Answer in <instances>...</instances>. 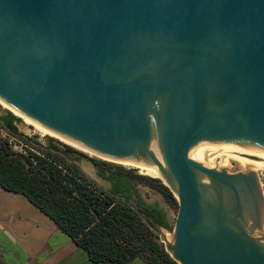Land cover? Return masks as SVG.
Returning <instances> with one entry per match:
<instances>
[{
  "label": "water",
  "instance_id": "obj_1",
  "mask_svg": "<svg viewBox=\"0 0 264 264\" xmlns=\"http://www.w3.org/2000/svg\"><path fill=\"white\" fill-rule=\"evenodd\" d=\"M0 100L173 196L176 263L264 264V0H0Z\"/></svg>",
  "mask_w": 264,
  "mask_h": 264
},
{
  "label": "trees",
  "instance_id": "obj_2",
  "mask_svg": "<svg viewBox=\"0 0 264 264\" xmlns=\"http://www.w3.org/2000/svg\"><path fill=\"white\" fill-rule=\"evenodd\" d=\"M14 119L11 113L0 117L10 130ZM62 157L53 151L43 155L17 151L0 138V187L23 195L93 262L125 264L138 257L146 264H178L158 241L153 226L129 202L133 192L141 212L172 230L165 212L139 197L132 176L145 184L149 182L132 172L109 171L101 175L111 181L110 190H105L77 167L64 164ZM163 193L176 204L173 196Z\"/></svg>",
  "mask_w": 264,
  "mask_h": 264
},
{
  "label": "crops",
  "instance_id": "obj_3",
  "mask_svg": "<svg viewBox=\"0 0 264 264\" xmlns=\"http://www.w3.org/2000/svg\"><path fill=\"white\" fill-rule=\"evenodd\" d=\"M7 193L0 196V264H117L91 261L23 195ZM125 264L146 263L136 257Z\"/></svg>",
  "mask_w": 264,
  "mask_h": 264
},
{
  "label": "rangeland",
  "instance_id": "obj_4",
  "mask_svg": "<svg viewBox=\"0 0 264 264\" xmlns=\"http://www.w3.org/2000/svg\"><path fill=\"white\" fill-rule=\"evenodd\" d=\"M1 101L2 100H0V117L8 113L13 114L15 116V119L11 122V124L17 129V131L7 129L5 126H3L0 120V138L5 139L7 143L10 145V147H12L14 150L24 151V152L26 150H31V151H34V152H37L43 155L47 152H52L47 146V142L51 139V141H53L54 143H57L70 150H74L78 153H82L78 151L77 149L73 148L72 146L68 145L67 143L59 141L58 139L50 137L49 135L41 134L39 131L33 129L32 127H30L31 131L29 133L23 132L20 129V126H21L20 124L22 122V119L17 114H15L12 110L3 106L1 104ZM62 158L64 159L63 160L64 164L68 166L77 167L87 178L92 179L96 183V185H98L99 187L105 190H110L111 183L100 177L99 172L94 168L91 162L81 157H78L77 161L67 160L64 157ZM92 159L94 160V163L97 165L98 169L104 170L106 172L116 171V170H120L122 173L130 172L129 170L125 168H122V167H119L113 164H109V163H106V162H103V161H100L94 158ZM132 179L136 182L139 197L145 203L156 204L159 208L163 209L167 213L169 224L172 227L174 217L176 214V210H177V203L174 204L171 201H169L165 197V194L163 193L161 189L155 186H151V184H147V183L145 184V182L133 176H132ZM3 194H8V193L7 191L0 188V196H2ZM115 200L119 201L120 198L116 196ZM4 204H6V202H4ZM8 208H11V207L8 205ZM164 231L165 233H167L170 239L172 230L164 228ZM4 243L7 244L5 241Z\"/></svg>",
  "mask_w": 264,
  "mask_h": 264
},
{
  "label": "bare ground",
  "instance_id": "obj_5",
  "mask_svg": "<svg viewBox=\"0 0 264 264\" xmlns=\"http://www.w3.org/2000/svg\"><path fill=\"white\" fill-rule=\"evenodd\" d=\"M1 104L7 108H9L10 110H12L15 114H17L21 119V128L24 132L29 133L31 131L30 127H32L33 129L39 131L41 134H45V135H49L50 137L56 138L58 140H60L59 138H57L55 135H53L52 133H50L49 131H47L45 128H43L42 126H40L39 124H37L35 121H33L32 119L28 118L27 116L17 112V110H14L13 108H11L8 104H6L5 102L1 101ZM12 112V113H13ZM62 141V140H60ZM64 142V141H62ZM65 143V142H64ZM167 235V233H166ZM167 237H169L167 235Z\"/></svg>",
  "mask_w": 264,
  "mask_h": 264
},
{
  "label": "flooded vegetation",
  "instance_id": "obj_6",
  "mask_svg": "<svg viewBox=\"0 0 264 264\" xmlns=\"http://www.w3.org/2000/svg\"><path fill=\"white\" fill-rule=\"evenodd\" d=\"M7 116V114L6 115H4L3 117H6ZM13 121V120H12ZM12 125V124H11ZM20 129L22 130V128L20 127ZM23 131V130H22ZM24 132V131H23ZM26 133V132H25ZM51 140V139H50ZM49 140V141H50ZM60 141V140H59ZM73 151V153H78V152H76V151H74V150H72ZM78 155V157H80V153H78L77 154ZM94 161V160H93ZM99 170V172H101L102 173V175H107L108 174V172H106V171H104V170H101V169H98ZM100 175V177L101 178H103L102 176H101V174H99ZM104 180H106V181H108V182H110L111 183V181L108 179V178H103ZM137 202H138V200H137ZM163 210V209H162ZM164 211V210H163ZM165 212V211H164ZM165 214H166V216H167V213L165 212ZM168 218V217H167Z\"/></svg>",
  "mask_w": 264,
  "mask_h": 264
},
{
  "label": "built area",
  "instance_id": "obj_7",
  "mask_svg": "<svg viewBox=\"0 0 264 264\" xmlns=\"http://www.w3.org/2000/svg\"><path fill=\"white\" fill-rule=\"evenodd\" d=\"M22 152H24V151H22Z\"/></svg>",
  "mask_w": 264,
  "mask_h": 264
}]
</instances>
